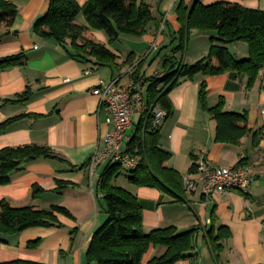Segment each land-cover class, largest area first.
<instances>
[{"label":"crops","instance_id":"crops-1","mask_svg":"<svg viewBox=\"0 0 264 264\" xmlns=\"http://www.w3.org/2000/svg\"><path fill=\"white\" fill-rule=\"evenodd\" d=\"M8 1L17 7L18 16L9 29L0 26V35L9 32L0 43V57L23 53L26 60L23 65L0 71V125L22 117L6 132L0 133V150L46 146L62 160L41 159L28 164L23 171L12 173L11 183L0 186V202L6 200L15 207L34 206L41 210L63 207L73 218L58 215L64 225L62 228L35 227L20 234L0 236V264L17 260L40 264H88L86 255L92 236L106 221L100 212L102 195L97 193L98 179L106 166L91 176L88 165L113 130L106 122L107 114L100 100L91 92L102 81H111L123 74L124 68L127 71L130 65L121 72L98 67L73 58L54 40L36 37L33 26L47 13L50 0ZM77 1L84 7L89 0ZM180 1L146 0L155 11V20L148 26V33L133 42L122 36L119 38L131 44L128 50L134 58L132 64H139L147 58L155 43L159 47L155 55L163 49L166 53L161 56L173 55L180 39L168 47L172 38L182 30L178 12ZM191 2L185 0L186 4ZM201 2L205 6L219 2L238 3L264 11V0ZM85 19L81 14L78 22L86 25ZM163 22L165 30L162 29ZM90 36L117 54V63L125 61L126 56L120 50L109 46L106 34L92 30ZM210 37L198 31L191 33L184 55L187 64H195L209 55ZM228 49L238 60L250 56L249 46L244 42L231 44ZM161 56L155 63L156 68H161ZM151 58L143 66L148 76L154 68L148 70ZM88 70L92 73L86 75ZM204 82L210 108L224 100L226 112L248 116L252 133L239 145L216 141L217 122L200 103ZM248 84V76L231 73L213 77L200 74L194 80H183L169 95L174 112L159 130L161 148L171 154L165 163L166 168L176 170L183 178L195 179L197 173L192 169L202 157L213 166L223 168H234L244 161L253 176L250 188L214 194L210 198L204 196L201 188L191 192L185 190L184 200H180L156 188L133 186L124 177L117 182L139 198L144 209L146 233L170 227H175L178 233L197 230L193 257L177 264H264V69L252 88ZM28 89L31 92L29 102H9L18 100ZM258 131L263 132V138L255 146L254 135ZM137 132L135 125L131 134ZM82 166L85 167L80 169ZM36 187L43 192L35 200L33 191ZM213 214L218 218L213 234H218L220 226L232 234L230 239L220 243L223 252L219 260H216L208 236ZM38 240L41 242L37 246L29 248L30 243ZM165 253L164 247H151L144 257V264H150L151 260Z\"/></svg>","mask_w":264,"mask_h":264},{"label":"trees","instance_id":"trees-1","mask_svg":"<svg viewBox=\"0 0 264 264\" xmlns=\"http://www.w3.org/2000/svg\"><path fill=\"white\" fill-rule=\"evenodd\" d=\"M178 12L182 30L174 39H180V46L173 50V55L165 56L162 60L161 69L165 76L151 78L149 81V105L159 106L167 112L168 117L171 116L174 108L169 98L170 93L183 80H194L200 74L209 77L228 73L245 75L249 78V87L255 85L264 69L263 10L249 9L238 3L219 2L205 6L201 0H192L190 4L183 0ZM81 14L86 18L88 26L78 22ZM17 16L18 9L14 4L8 0H0V26L9 29ZM154 20V8L146 0H89L84 7L77 0H50L47 13L35 22L33 33L38 38L56 41L73 58L121 72L134 58L130 56L127 61L117 63L119 56L105 44L92 38L91 31H104L109 43L113 45L123 35L144 37ZM193 31L211 35V50L209 55L191 65L184 59L179 61L175 54L185 48ZM8 35L9 32L0 35V43ZM238 42L248 44V59L238 60L230 53L228 46ZM25 60L23 53L0 57V71L23 65ZM30 99L31 92L28 89L18 100L9 102L25 104ZM207 99L208 89L204 82L200 90V103L217 122V142L239 145L243 138L252 133L246 114L226 112L224 100L210 108ZM20 118L22 117L1 124L0 133L6 132ZM262 138L263 132H256L254 145L258 146ZM160 142V130L153 129V117H147L140 122L138 132L127 149V152L139 158L138 167L125 170L120 164H108L103 169L98 179L97 193L102 195L99 203L108 219L92 236L86 255L88 264H144V257L151 247H164L166 253L151 260L150 264H177L193 257L197 230L178 233L175 227H170L146 233L144 209L139 198L117 183L124 177L133 186L156 188L184 200L186 191L182 174L165 167L171 154L161 148ZM41 159L62 160L46 146L29 145L0 150V186L11 183L12 173L23 171L28 164ZM240 165H245L244 161ZM196 171L197 164L192 169V172ZM42 192L41 188L36 187L33 199L40 198ZM58 215L73 218L69 210L63 207L54 206L50 210L34 206L15 207L3 200L0 202V236L20 234L35 227L62 228L64 225ZM217 221V216L213 214L208 236L216 260H219L223 252L220 243L230 239L232 234L227 228L220 226L218 234L214 235ZM40 242L41 240L30 243L29 248ZM1 264L40 263L17 260Z\"/></svg>","mask_w":264,"mask_h":264},{"label":"built area","instance_id":"built-area-1","mask_svg":"<svg viewBox=\"0 0 264 264\" xmlns=\"http://www.w3.org/2000/svg\"><path fill=\"white\" fill-rule=\"evenodd\" d=\"M163 22V30H165ZM159 49L155 43L150 53ZM91 70L86 75L91 74ZM165 76L161 68H155L148 76L144 69H139V64L134 63L128 67L126 74L113 78L111 81H102L92 90V95L98 97L102 108L107 114L106 122L113 127L107 134L104 147H98L88 165L91 176L108 164H120L127 170H134L139 165V158L127 152L128 146L133 141L135 134L131 130L139 127L145 118L153 117V129H160L168 118L166 111L159 106L149 105L148 85L151 78ZM126 79V80H125ZM138 120V123L135 121ZM197 178H183L186 191L202 189L205 197L214 194H226L230 191H245L251 187L253 176L251 168L247 165H238L234 168L213 166L206 158L202 157L197 162Z\"/></svg>","mask_w":264,"mask_h":264},{"label":"rangeland","instance_id":"rangeland-1","mask_svg":"<svg viewBox=\"0 0 264 264\" xmlns=\"http://www.w3.org/2000/svg\"><path fill=\"white\" fill-rule=\"evenodd\" d=\"M181 3H182V0L180 1L179 7H180ZM178 10H179V8H178ZM83 16H84V15H83ZM85 20H86V19H85ZM86 25H87V21H86ZM95 31H98V30H95ZM101 32H103L104 34H106L104 31H101ZM106 36H107V34H106ZM107 37H108V36H107ZM122 38L125 39V40H128L129 42H133L132 40H140V39H138V37L125 36V35H123ZM174 40H175V39L172 38V41L170 42L168 49L173 45ZM129 42L119 40V41H117L116 43H114L113 45H111V44L109 43V46L112 47V48L115 49V50H120V51L126 56L125 61H127L128 58H129L130 56H132L131 52H129V50H128V45H131ZM128 43H129V44H128ZM132 45H133V44H132ZM179 46H180V44H179L177 47H175L174 49L178 48ZM151 48H152V47H151ZM151 48H150V49H151ZM185 48H186V46H185ZM185 48H184L182 51H179V52H177V53L175 54V56L178 58L179 61H181V60L184 59V55H185V51H186ZM162 53H163V54L166 53V52H165V49L161 50V51L158 52L156 55H155V53H153L154 55H152V53H150V54L148 55L147 58L143 59V60L141 61V63H139V69H140V70L144 69V67H143V66H145L144 64L147 62V60H149V59L151 58V55H152V58H151L152 61L150 62V65H149L148 70L151 69V67H154V68H153V70H154V69L156 68L155 63L159 61V57L162 55ZM164 57H165V55L161 56V60H162ZM128 65L131 66V65H132V62H129L126 66H128ZM127 69H128V68H127ZM153 70H152V71H153ZM124 74H126L125 68H124V73H123V75H124ZM100 212H101V214H102L103 216L106 217V221H107V219H108V215L105 213L104 209L100 208ZM105 217H104V218H105Z\"/></svg>","mask_w":264,"mask_h":264}]
</instances>
